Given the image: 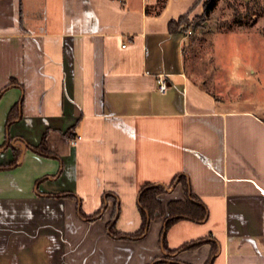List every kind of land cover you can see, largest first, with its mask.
I'll list each match as a JSON object with an SVG mask.
<instances>
[{
    "label": "crops",
    "instance_id": "crops-1",
    "mask_svg": "<svg viewBox=\"0 0 264 264\" xmlns=\"http://www.w3.org/2000/svg\"><path fill=\"white\" fill-rule=\"evenodd\" d=\"M161 1L0 0V264H264V74L214 95Z\"/></svg>",
    "mask_w": 264,
    "mask_h": 264
},
{
    "label": "rangeland",
    "instance_id": "rangeland-1",
    "mask_svg": "<svg viewBox=\"0 0 264 264\" xmlns=\"http://www.w3.org/2000/svg\"><path fill=\"white\" fill-rule=\"evenodd\" d=\"M188 22L189 26L183 31L186 59L196 79L214 95L223 97L226 94L233 98L239 95L237 81L225 82L226 87L223 84V75L231 78L224 74L230 68L238 76L242 74L243 92H250L245 89L250 80H262L264 0H215L207 17L196 15L188 18ZM247 70L253 73L247 76ZM230 83L235 88H230Z\"/></svg>",
    "mask_w": 264,
    "mask_h": 264
},
{
    "label": "trees",
    "instance_id": "trees-1",
    "mask_svg": "<svg viewBox=\"0 0 264 264\" xmlns=\"http://www.w3.org/2000/svg\"><path fill=\"white\" fill-rule=\"evenodd\" d=\"M214 4H215V0H204L203 12H202L201 16L207 17V15H209V13L212 11ZM188 15L189 14L180 17L177 21H170L168 24V28H169L170 32H175V33L181 32L182 33L185 29V26H187V27L189 26L190 22H188V18H187ZM9 122L10 121H8V123ZM4 146H5V144H3L1 147H4ZM32 149L34 151L40 152V150L37 148H32ZM16 161L14 163L6 166V168H9V167L16 165ZM177 180L182 181L184 184V187H186L185 182H184V178L182 176L175 177L173 179L172 183L168 187H170ZM165 189H166L165 186H160V185H157V186L146 185L141 189L140 196H139V203H140V209H141L142 215H143L142 226H141L140 230H138L135 234H132L130 236L131 238H140L145 234V231H146L147 225H148L147 214L150 216L155 210L160 208V204L156 200V196L160 192L164 191ZM190 198L195 199L193 196H190ZM179 212H181L182 214H185L187 218L192 219L193 221H203L206 217V211H205L204 207H202V206H200V209L199 210L197 209V211H195V209H192L189 205L186 207L183 206V207H181V210ZM97 215H98V213L96 215H94V217H96ZM177 219H179V218L172 217L170 214V218H168L166 221L165 229H167ZM188 246L186 244L183 247H188Z\"/></svg>",
    "mask_w": 264,
    "mask_h": 264
},
{
    "label": "built area",
    "instance_id": "built-area-1",
    "mask_svg": "<svg viewBox=\"0 0 264 264\" xmlns=\"http://www.w3.org/2000/svg\"><path fill=\"white\" fill-rule=\"evenodd\" d=\"M264 74V70H263ZM157 85H158V90L159 92L163 93L166 90V82L163 78H158L157 80ZM79 139V136H74L73 138L70 139V143L75 145Z\"/></svg>",
    "mask_w": 264,
    "mask_h": 264
}]
</instances>
